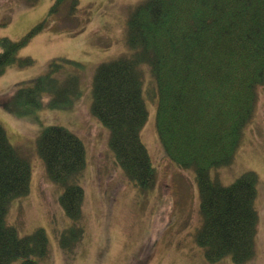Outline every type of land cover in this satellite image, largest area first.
Returning a JSON list of instances; mask_svg holds the SVG:
<instances>
[{"label":"trees","instance_id":"16d2710c","mask_svg":"<svg viewBox=\"0 0 264 264\" xmlns=\"http://www.w3.org/2000/svg\"><path fill=\"white\" fill-rule=\"evenodd\" d=\"M26 1L32 5L38 0ZM54 2L51 15L65 9L72 17L78 10V0ZM128 19L126 40L132 51L99 65L91 93L93 114L110 130L108 145L116 164L143 190L156 187L157 170L140 133L148 120L139 68L146 63L156 80L157 132L163 148L179 166L196 172L202 219L197 244L210 261L232 257L235 264L251 262L259 249V175L246 170L231 184H223L213 178L212 170L232 162L256 113L264 84V0H144ZM47 22L18 41L0 37V75L13 64H34L32 57L18 55ZM69 64L71 73L84 67L74 60H56L51 72L65 71ZM71 73L58 95L68 97L67 105L73 108L79 82ZM37 84L38 79L19 83L14 95L0 100V105L23 116L37 112L45 106L41 98L37 102L30 97L29 90ZM61 100L55 96L52 103L58 106ZM84 145L62 125L45 127L38 140L48 177L63 187L60 203L71 218L81 216L85 200L79 181L87 165ZM30 168L0 122V264L19 258L21 264H40L50 253L45 229L21 237L6 221L10 201L30 191ZM71 233L61 240L68 250Z\"/></svg>","mask_w":264,"mask_h":264},{"label":"rangeland","instance_id":"374dc122","mask_svg":"<svg viewBox=\"0 0 264 264\" xmlns=\"http://www.w3.org/2000/svg\"><path fill=\"white\" fill-rule=\"evenodd\" d=\"M54 1L38 0L30 5L26 0H0V37L18 41L48 19L42 33L18 55L32 57L34 64H13L0 75V100L14 95L19 83L31 84L38 79L37 87L29 90L30 97L37 102L41 98L45 105L34 111L36 115L27 116L0 105V122L7 139L31 167L30 191L10 201L7 223L14 225L21 237L45 229L50 253L40 264H235L231 257L208 260L205 248L197 244L202 219L196 172L179 166L163 148L157 132V88L151 66L145 63L139 68L148 110L141 139L157 169V185L152 191L143 193L125 178L108 145L109 128L92 113L95 72L101 63L131 53L126 40L128 18L144 0H78L72 17L66 16L65 9L51 15ZM64 59L84 67L71 73L73 66L69 64L65 71L51 72V64ZM68 73L77 75L79 82L75 101L79 100L73 108L67 105L68 97L58 95ZM55 96L62 99L58 106L52 103ZM259 96L256 113L245 127L232 162L212 170L213 178L223 184H231L246 170L259 175V249L257 257L246 264H264V84ZM50 103L55 108H49ZM50 125L68 127L85 144L87 165L79 176L85 193L81 218H71L60 203L64 189L49 179L37 148L44 128ZM69 232L71 250L61 241ZM22 261L19 258L12 264Z\"/></svg>","mask_w":264,"mask_h":264}]
</instances>
